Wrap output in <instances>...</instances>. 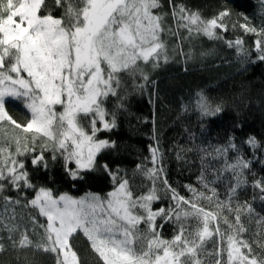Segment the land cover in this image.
Masks as SVG:
<instances>
[{"label":"snow or ice","instance_id":"obj_1","mask_svg":"<svg viewBox=\"0 0 264 264\" xmlns=\"http://www.w3.org/2000/svg\"><path fill=\"white\" fill-rule=\"evenodd\" d=\"M55 4L63 8V15L54 16L46 0H0V122H10L31 134L33 141L31 148L20 137H12L6 144L0 142V231L7 232L11 249L54 254L56 264H83L70 243L75 235L83 234L103 264H206L207 257L212 258L211 264H264V239H243L248 228L241 213L249 217V223L255 216V222L262 226L264 216L248 202L237 201L233 207L238 191L248 184L246 173L251 172L252 164L242 156L231 162L226 159L235 144L215 149L225 158L224 165L219 172L209 169L212 179L201 172L199 179L206 192L186 186L191 198L179 195L166 177H160L162 166L142 170L152 186L146 193L134 195L129 180L117 177L107 164L100 167L114 181L119 179V184L106 196L57 194L50 187L31 183L24 163L17 159L29 151L36 152L34 143L39 138L42 145L32 160L34 165L47 168L45 151L51 153L53 161L58 153L71 179L83 180L84 173L97 169L100 153L116 147L115 141L99 139L97 133L116 127L115 115L106 110L104 103L109 95H117L121 75L140 74L147 81L148 77L140 72L141 63H151L152 68L167 63L168 51L162 40L166 32L179 36L183 29L188 36L181 39L203 35L223 40L221 33L228 31L225 18L230 11L224 9L206 19L199 10L173 6V32L159 12L160 0H55ZM240 27L246 33L264 35V26L257 29L245 23ZM225 43L248 55L241 39ZM255 49L258 60L264 61V41L257 39ZM9 98L23 102L30 111L26 125L18 124L8 114L5 104ZM195 103L204 117H214L223 110L203 95ZM82 118H88L87 130ZM247 144L258 147L255 137H250ZM150 151L156 165L160 159L158 148ZM208 158L217 157L202 156V168ZM69 164L75 167L69 168ZM224 173L231 179L227 199L222 201L210 185H215ZM158 179L161 189L156 187ZM5 182L18 194L22 186L35 189V194L30 200L19 195L4 196ZM252 187L259 189L258 198L264 201V178L254 180ZM162 195L170 196L174 204L153 210V202ZM200 201H207L214 210L201 206ZM17 206L34 208L46 223L38 224L31 216L25 222ZM225 211L232 216L231 222L222 215ZM157 217L162 223H156ZM169 221L176 225V232L171 239H164L159 230ZM7 250L0 238V253ZM16 259L19 262L21 257ZM23 260L30 264L27 257Z\"/></svg>","mask_w":264,"mask_h":264},{"label":"trees","instance_id":"obj_2","mask_svg":"<svg viewBox=\"0 0 264 264\" xmlns=\"http://www.w3.org/2000/svg\"><path fill=\"white\" fill-rule=\"evenodd\" d=\"M46 3L54 16L63 15V8L57 7L55 0H46ZM160 3L162 7L159 12L164 14L165 24L173 32L176 31V21L171 15L172 8L180 5L193 11L199 10L206 19L228 9L231 13L225 18L228 31L221 33L223 40H210L203 35L181 39L188 36L183 29L179 36L166 32L162 40L168 51L167 63H161L157 68H152L151 63H141L140 72L148 77L147 81L140 74L135 77L121 75L117 95H109L104 103L106 110L115 115L116 127L111 131L97 133L99 139L115 141L116 147L102 151L97 157V169L84 173L83 180L71 179L58 153L57 159L53 161L51 153L45 151L47 168L42 164L34 165L32 160L42 145L39 138L34 143L36 152L29 151L17 159L24 163L31 183L50 187L57 194L67 193L77 198L88 193L106 196L119 184V179L114 181L109 172L100 167L107 164L117 177L129 180L134 195L144 194L152 186L142 170L162 166L160 177H166L168 184L179 195L191 198L186 186L206 192L200 183L201 172L204 171L207 179H212L209 169L219 172L225 159L218 156L215 149L227 148L232 143L235 144V149H229L226 154L229 162L237 156L252 161L251 172L246 173L248 184L238 191L233 207L237 201L241 204L248 202L256 213L264 216V201L258 198L261 193L259 189L252 187L254 180L264 178V61L258 60L255 49V41H264V35L246 33L240 27L245 23L257 29L264 26V0H160ZM238 38L243 41L242 48L248 53L247 56L238 52L235 46L229 47L225 43ZM138 85L144 87H137ZM200 95L213 105H220L222 112L214 117L202 116L195 103ZM6 109L20 125H26L31 119L30 111L23 102L9 99L6 101ZM81 123L86 130L89 128L88 118H82ZM100 126L97 122V127ZM12 137H20L29 148L33 147L31 134L15 128L10 122H1L0 142L6 144ZM250 137H255L258 147L253 148L247 144ZM151 148H158L160 159L156 165L152 163ZM12 151L15 152L14 145ZM206 154L217 158L205 159V167L202 168L201 157ZM68 167L73 168L75 165L69 164ZM230 179V175L224 173L215 185H210L216 188L222 201L227 199ZM5 184L4 196L17 198L19 195L30 200L35 194V189L23 186L18 194L10 184ZM156 187L163 188L159 179ZM254 196L257 198L253 199ZM199 203L214 210L207 201ZM173 204L170 196L162 195L152 205L156 209H168ZM16 210L23 215L25 222L31 216L38 224L46 223V218L30 206H17ZM222 215L228 216L229 221H232V216L226 211ZM241 216L248 228L243 239L250 242L264 239V226L255 222L256 217L253 216L249 223V217L243 212ZM156 223H162L159 217ZM140 227L143 228L144 225ZM29 228L31 229L30 224ZM221 230H224L223 225ZM159 231L162 238L171 239L176 232V225L171 221L166 222ZM0 238L8 249L0 253V264H24V257H27L30 264H56L54 254L34 253L31 250L13 251L7 232L0 231ZM70 243L83 264H103L83 234L75 235ZM208 249L212 250L211 244ZM17 256L21 257L19 262ZM205 260L206 264H211L212 258L207 257Z\"/></svg>","mask_w":264,"mask_h":264},{"label":"rangeland","instance_id":"obj_3","mask_svg":"<svg viewBox=\"0 0 264 264\" xmlns=\"http://www.w3.org/2000/svg\"><path fill=\"white\" fill-rule=\"evenodd\" d=\"M9 99H12V98H9ZM5 107H6V104H5ZM7 110V109H6ZM57 111H60V108H59V106H57ZM1 123V122H0ZM113 191V190H112ZM152 208H153V210H156V208H154L153 207V205H152Z\"/></svg>","mask_w":264,"mask_h":264}]
</instances>
